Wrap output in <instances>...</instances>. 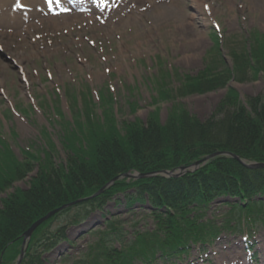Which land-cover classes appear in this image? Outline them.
<instances>
[{
	"label": "rangeland",
	"instance_id": "1",
	"mask_svg": "<svg viewBox=\"0 0 264 264\" xmlns=\"http://www.w3.org/2000/svg\"><path fill=\"white\" fill-rule=\"evenodd\" d=\"M93 19L89 24L70 21L58 29L40 24L27 35L0 37L7 44L0 52V139L19 156H23L20 149L29 145L31 152H40L36 151L44 145L40 133L47 127L56 141L57 161L65 160L59 137L65 130L64 122L51 110L59 99L67 120L77 107L85 109V96L89 95L98 114L103 110L112 113L114 101L119 123L134 122L136 118L146 121L154 112L158 122L169 125V115L181 108L207 120L226 95L225 80L239 90L242 98L264 94V73L255 78L248 70L236 73V78L232 74L226 77V67L220 62L223 55L231 68L234 62H247L241 57L254 60L261 40L256 31L264 33V0H129L109 20ZM20 50L34 56L24 55L26 59L21 60L13 53ZM190 80L205 81L202 91L191 92L187 88ZM172 89L180 97L176 104L166 100ZM70 93L77 96L78 105ZM40 105L43 110H39ZM14 106L19 115L13 113ZM27 108L30 115L23 111ZM227 110L222 108L220 115ZM6 112L11 114L8 120L4 118ZM98 122L90 120L94 128ZM105 125L112 128L111 122ZM11 129L17 136L11 134ZM78 136L74 134L73 139L80 141ZM30 177L20 178L14 186L28 188ZM117 182L99 187L90 201L56 215L38 232L35 242L32 237L26 246L29 248L31 242L37 245L43 264H105L108 255L126 248L139 231L152 230L156 225L154 215L144 204L138 203V209L130 210L124 193H115L137 190L139 185L129 180L117 188ZM104 194L112 197L104 201L99 197ZM160 205L168 208L167 204ZM216 207L208 215L215 214L212 210ZM226 209L223 205L217 211L220 221L227 217ZM80 217L82 221H77ZM64 232L66 240L58 244V236ZM245 237L256 254L249 261ZM216 239L207 245L191 243L188 254L180 260H168L159 254L153 264H187L199 252L210 264H264V222L224 230ZM107 249L109 253L104 255ZM146 263L150 262L139 258L134 264Z\"/></svg>",
	"mask_w": 264,
	"mask_h": 264
},
{
	"label": "trees",
	"instance_id": "2",
	"mask_svg": "<svg viewBox=\"0 0 264 264\" xmlns=\"http://www.w3.org/2000/svg\"><path fill=\"white\" fill-rule=\"evenodd\" d=\"M264 52V42L260 45ZM253 55L264 60L263 52ZM228 71V70H227ZM194 77H191L192 80ZM189 81L191 92L202 91L205 81ZM231 102L237 101L231 92ZM251 103L256 117H251L243 105H237L224 119L211 118L201 123L185 109L170 114V124L158 122L151 114L147 122H124L120 129L115 124L99 125L87 136V147L70 143L67 164L56 165L51 160L31 180L28 190L17 189L1 198L0 205V260L13 264L21 250L23 232L38 218L65 202L87 196L114 176L130 170L151 171L190 164L217 149H228L241 156L264 161V104ZM225 103V102H224ZM107 127V128H104ZM0 158V193L31 170L30 163H18L7 153ZM52 159V158H49ZM122 183V184H121ZM117 182V188L125 185ZM264 183V169L250 170L231 158L212 160L197 173L180 179L151 178L138 180L140 194L149 192L154 206L167 204L183 211L194 202L204 204L223 194L249 193ZM124 190V189H121ZM141 200L142 197H133ZM45 225V224H44ZM41 225L33 236V242ZM146 240V239H145ZM144 242V240H142ZM175 249V245L170 246ZM37 245L30 243L23 264H43Z\"/></svg>",
	"mask_w": 264,
	"mask_h": 264
},
{
	"label": "water",
	"instance_id": "3",
	"mask_svg": "<svg viewBox=\"0 0 264 264\" xmlns=\"http://www.w3.org/2000/svg\"><path fill=\"white\" fill-rule=\"evenodd\" d=\"M216 155H230V153L229 152H225V151H220V152H218V153H215V154H212V155H210V156H208V157H206L204 160H208L209 158H211V157H214V156H216ZM235 157H237V158H239L238 156H235ZM203 160V161H204ZM201 163V161H198V162H196L194 165H192L191 167L193 168V169H195V168H197L198 167V165ZM250 167H253V168H255V167H264V163H250V164H248ZM181 169L183 170V171H186L187 169H188V167H181ZM164 174H167V175H174V176H178V175H180V174H175L174 173V171H167V170H164V171H162ZM127 175H129V174H127ZM140 176H145V174H142V175H140ZM56 212V210H54V211H52V212H50L48 215H46V216H44L43 218H41L40 220H38L37 222H35L25 233H24V235H25V238L26 239H28L29 237H30V235L32 234V232L35 230V228L39 225V224H41L43 221H45L47 218H49L51 215H53L54 213Z\"/></svg>",
	"mask_w": 264,
	"mask_h": 264
},
{
	"label": "bare ground",
	"instance_id": "4",
	"mask_svg": "<svg viewBox=\"0 0 264 264\" xmlns=\"http://www.w3.org/2000/svg\"><path fill=\"white\" fill-rule=\"evenodd\" d=\"M50 22V21H49ZM47 23L49 26H53V27H55V28H59V27H61V26H66V25H69V21H68V19H63L62 21H51L52 23ZM132 23V22H131ZM17 27H19L18 29L20 30V27L21 26H17ZM17 27H15V28H17ZM18 29H16L15 31H14V33L11 35V37H14L15 35H17V33H19V30ZM10 51H11V49H10ZM9 51V52H10ZM13 53H15L16 55H18V58L19 59H21V60H25L26 58H25V56L28 58V57H31V56H34V53H30V54H27L28 52H26V51H24V50H20V52H14L13 51ZM17 53H19V54H17ZM10 54H11V52H10ZM25 55V56H24Z\"/></svg>",
	"mask_w": 264,
	"mask_h": 264
},
{
	"label": "snow or ice",
	"instance_id": "5",
	"mask_svg": "<svg viewBox=\"0 0 264 264\" xmlns=\"http://www.w3.org/2000/svg\"><path fill=\"white\" fill-rule=\"evenodd\" d=\"M52 2V0H49V3H51ZM205 7H207V5H205Z\"/></svg>",
	"mask_w": 264,
	"mask_h": 264
}]
</instances>
